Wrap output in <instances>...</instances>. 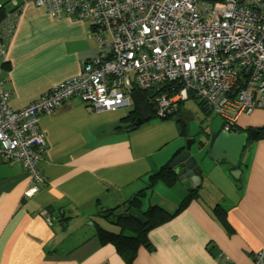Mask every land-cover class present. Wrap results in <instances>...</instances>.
Segmentation results:
<instances>
[{
	"label": "crops",
	"instance_id": "obj_1",
	"mask_svg": "<svg viewBox=\"0 0 264 264\" xmlns=\"http://www.w3.org/2000/svg\"><path fill=\"white\" fill-rule=\"evenodd\" d=\"M0 7L5 18L14 15L0 56L1 89L12 109L76 75L81 63L98 53L86 18L53 17L28 0H0ZM128 111H95L73 96L42 115L44 182L31 195L25 193L31 179L21 163L0 153V264H124L114 246L100 243L95 234L96 224L114 229L98 208L118 205L144 187L148 173L174 159L187 139L201 167L198 193L148 232L150 247H139L132 264H253L258 251L264 258V138L248 142L247 137L232 165L219 159L222 152L210 154L221 128L195 144L173 119H150L127 130ZM235 124L264 126V110ZM235 168L237 178L230 174ZM187 192L178 179L171 186L159 181L141 207L157 204L172 211ZM216 207L225 211L229 230Z\"/></svg>",
	"mask_w": 264,
	"mask_h": 264
},
{
	"label": "built area",
	"instance_id": "obj_2",
	"mask_svg": "<svg viewBox=\"0 0 264 264\" xmlns=\"http://www.w3.org/2000/svg\"><path fill=\"white\" fill-rule=\"evenodd\" d=\"M28 1L53 17L88 19L99 46L76 75L18 109L8 107L0 79V153L28 173L27 195L44 182L38 168L46 143L39 119L70 97L95 111H114L131 105L133 88L156 92L168 81L177 90L170 96L154 93L158 116L176 109L190 89L222 117L226 132L240 114L264 109V0ZM13 17L0 22L1 57ZM253 264H264L261 251Z\"/></svg>",
	"mask_w": 264,
	"mask_h": 264
},
{
	"label": "trees",
	"instance_id": "obj_3",
	"mask_svg": "<svg viewBox=\"0 0 264 264\" xmlns=\"http://www.w3.org/2000/svg\"><path fill=\"white\" fill-rule=\"evenodd\" d=\"M6 15V9L4 7H0V22H2ZM172 87H176L172 89ZM132 97H131V105L128 113V124L124 127L127 130H132L139 125L134 124V120L138 117L139 107L144 105L147 113L149 115V119L158 117L162 120L174 119L178 124L179 132L182 135H186V125L181 116V104L186 99H193L200 106V108L207 114H210L208 107L205 103L198 98L193 90L188 89L187 98L178 102L176 109L170 111L169 113L158 116L152 106V101L155 95L160 93H166L167 95H172L176 90L177 86H174L173 83L165 81L157 85L156 92H149L146 89L133 88L132 89ZM147 121V120H146ZM145 122V121H144ZM258 130L254 139L264 138V126L252 127ZM251 127H236V124L232 126V130L235 131H246L248 132ZM222 130V127H221ZM208 134V133H206ZM217 134V133H216ZM252 139L250 135H248V142ZM203 144V141H201ZM173 158V157H172ZM170 158L166 163L161 165L156 171L150 172L147 175L146 185L132 194L129 198L123 200L120 204L115 205L113 207H100L98 208V216L105 219L109 224L115 227V230L105 228L103 226L97 225L95 227V234L100 241V243H110L114 246L118 255L122 257L124 260V264H132L135 254L139 247L145 246L150 247V242L148 240V232L164 222L170 220L174 217L179 211H181L190 201V199L197 195L199 187L201 185H197L195 187L187 188V194L181 199V201L177 204V206L172 210L168 211L157 204H149L146 208L141 207L142 200L145 196L148 195L150 191H152L154 185L161 181L164 184L171 186L177 181L176 175L169 168V163L172 160ZM236 166H233V168ZM39 169V168H38ZM131 207L137 208L141 214L143 215L144 222L136 219L134 216L124 214ZM216 212L218 215V219L222 225H224L228 230L230 226L228 225L225 211L221 208L216 207Z\"/></svg>",
	"mask_w": 264,
	"mask_h": 264
},
{
	"label": "water",
	"instance_id": "obj_4",
	"mask_svg": "<svg viewBox=\"0 0 264 264\" xmlns=\"http://www.w3.org/2000/svg\"><path fill=\"white\" fill-rule=\"evenodd\" d=\"M148 119L149 115L145 106H140L138 117L134 120V124L139 125ZM256 133V129H250L248 132L242 131L240 133H228L221 130L217 133L213 141L210 154H219L222 152V156L219 157V159H226L232 165H236L239 155L246 144L248 135H250L251 139H254ZM191 140H186L184 148L168 165L174 175H176L177 179L181 181L186 188L195 187V185L202 179L201 167L190 152ZM224 153H226V155H223ZM239 173V169L235 168L230 170V174L234 178H237ZM124 214L134 216L136 219L144 222L143 215L135 207H131Z\"/></svg>",
	"mask_w": 264,
	"mask_h": 264
},
{
	"label": "rangeland",
	"instance_id": "obj_5",
	"mask_svg": "<svg viewBox=\"0 0 264 264\" xmlns=\"http://www.w3.org/2000/svg\"><path fill=\"white\" fill-rule=\"evenodd\" d=\"M181 105H182L181 109L182 111H184V115L181 114L180 117L183 119L186 125L187 135L194 138L195 144H198V142L204 140L205 133L211 130H219L222 127V122H223L222 117L219 115H215L212 112H210V114L208 113L206 114L196 103L195 100L186 99L182 102ZM255 110H264V109H255ZM248 116H250V114L242 113L238 116V119H241L242 121L243 118H247ZM156 118H152L151 120H155ZM247 149L248 148H246L244 151L248 152ZM242 156H244V152L242 153ZM113 228H114L113 230H115V227Z\"/></svg>",
	"mask_w": 264,
	"mask_h": 264
},
{
	"label": "bare ground",
	"instance_id": "obj_6",
	"mask_svg": "<svg viewBox=\"0 0 264 264\" xmlns=\"http://www.w3.org/2000/svg\"><path fill=\"white\" fill-rule=\"evenodd\" d=\"M11 163V162H10Z\"/></svg>",
	"mask_w": 264,
	"mask_h": 264
}]
</instances>
